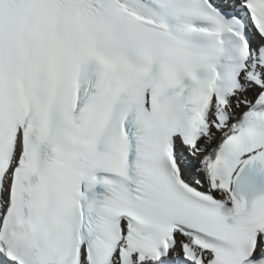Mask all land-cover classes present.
<instances>
[{
    "label": "snow or ice",
    "instance_id": "1",
    "mask_svg": "<svg viewBox=\"0 0 264 264\" xmlns=\"http://www.w3.org/2000/svg\"><path fill=\"white\" fill-rule=\"evenodd\" d=\"M0 264H264V0H0Z\"/></svg>",
    "mask_w": 264,
    "mask_h": 264
}]
</instances>
